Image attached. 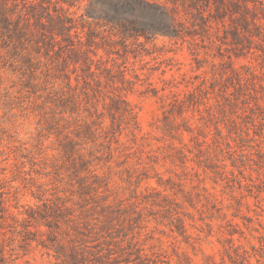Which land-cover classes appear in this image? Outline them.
<instances>
[{
  "label": "rangeland",
  "instance_id": "obj_1",
  "mask_svg": "<svg viewBox=\"0 0 264 264\" xmlns=\"http://www.w3.org/2000/svg\"><path fill=\"white\" fill-rule=\"evenodd\" d=\"M145 1L0 0V264H264V0Z\"/></svg>",
  "mask_w": 264,
  "mask_h": 264
},
{
  "label": "trees",
  "instance_id": "obj_2",
  "mask_svg": "<svg viewBox=\"0 0 264 264\" xmlns=\"http://www.w3.org/2000/svg\"><path fill=\"white\" fill-rule=\"evenodd\" d=\"M101 2H96L99 5ZM153 7L150 3L145 0H119V2L112 5L111 10L108 14L109 22L122 27L125 31H135L137 33H144L145 27L140 29V23H137L136 17L140 14V10ZM168 20L173 22L170 14L165 11L163 12Z\"/></svg>",
  "mask_w": 264,
  "mask_h": 264
}]
</instances>
